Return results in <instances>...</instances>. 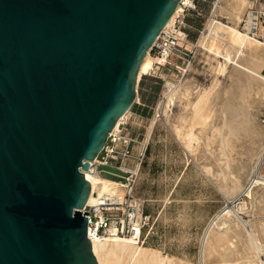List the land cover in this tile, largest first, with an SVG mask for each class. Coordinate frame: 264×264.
Wrapping results in <instances>:
<instances>
[{
	"label": "water",
	"instance_id": "95a60500",
	"mask_svg": "<svg viewBox=\"0 0 264 264\" xmlns=\"http://www.w3.org/2000/svg\"><path fill=\"white\" fill-rule=\"evenodd\" d=\"M181 0H0V264H99L84 171Z\"/></svg>",
	"mask_w": 264,
	"mask_h": 264
},
{
	"label": "rangeland",
	"instance_id": "374dc122",
	"mask_svg": "<svg viewBox=\"0 0 264 264\" xmlns=\"http://www.w3.org/2000/svg\"><path fill=\"white\" fill-rule=\"evenodd\" d=\"M221 1L196 0L197 6L202 10V15H197L185 7V22L193 26L189 31V43L185 44L188 50L187 56L173 55L162 63L158 60V53L153 50L150 51L151 58H154V64L152 63L151 71L148 74H142L138 81V99L136 98L130 109L127 126L136 139L148 142V149L138 179L137 193L146 201V212L152 216L153 223L151 228H149V234L141 245L158 250L164 256L168 254V256H174L190 264L199 263L200 242L204 231L215 214L226 205L225 193L218 187L215 177L212 174L213 177L207 175L206 171L203 170L204 168L201 167L202 164H200L211 162L210 165L215 169H219L216 161L218 144L220 145L221 141L220 133L217 134V129H222V133L226 134L230 128L234 127L236 129L239 126V132L243 128L240 132V136L243 135L240 138L241 141H235V145L239 146H236L233 152V158L236 163L235 168L237 169L239 166L238 161L239 163L245 161L246 155L244 154L248 150L247 147H250L248 144L252 140H249L252 137L251 133L256 135L255 133L258 132L257 130H259L260 126H264V96L261 100L259 96V98L256 95L252 96L255 88L257 87L256 89H258L264 84V69L261 68H264V0H248L245 5H238V8H234L237 5L233 4L235 0H224V3ZM229 2L233 5L229 4ZM214 7L218 9L215 13H213ZM240 7L242 8L240 9ZM250 7H252V13H249ZM220 11L225 13H220ZM232 13L239 16L237 17ZM201 30L202 32L200 33ZM238 61H240V64H238L244 66V68L246 67V69L240 66V69L242 68L240 74L234 75L233 71ZM258 61L259 63L261 62L260 65L262 66L259 65ZM253 65H256L255 68ZM247 68L248 73L246 72ZM249 73L253 74V77L252 75L248 76ZM258 75H260V80ZM251 77L253 79L258 78V84L256 80H254L256 82L252 81ZM236 79H238L237 82H235ZM247 79H252V82ZM261 81L262 83H260ZM249 82L252 84H249ZM167 83H171L175 88H180V94L190 92L196 95L197 90H210L212 88L210 105H213L210 107L211 109L213 108V114L215 115L212 117V122L208 127L211 129H209V133L216 131L215 135H218L217 137L213 136L217 138V141L215 142L213 138L212 148L210 147L205 151L203 149L204 145L196 143V147H194L196 150L191 152L185 150L182 142L177 137L178 135L173 131V124L178 121L182 114L190 113L189 107L177 99L170 106L171 110L169 108L167 116L161 111V102L165 99L164 91ZM247 83L249 85L245 86ZM254 84L256 85L255 88ZM241 87H244L242 88L243 91L239 90ZM233 90L236 91L234 92ZM244 93L246 95L249 93V96H252L251 100H249L252 104L251 110L249 108V112L252 113L250 114L251 119L249 122L253 120V123L250 122L249 124L247 122L246 126L244 125V120L248 114H246L247 110H244L243 106H246L245 100L242 99L246 96ZM237 97L239 99L240 97L242 98L239 100ZM233 98L236 102H234ZM256 100L260 101V103ZM254 103L257 105L255 106ZM233 104H235V107ZM235 108L236 110H234ZM233 111L236 113L234 114ZM224 117L226 118L225 121ZM151 125L153 127L151 132H149ZM248 125L252 129L249 130ZM256 126L258 127L256 128ZM248 130L252 131L249 132ZM196 131V133H200L199 129H196ZM246 134L251 137L249 136L248 138ZM258 139H255V141L259 142ZM214 144L216 146L213 147ZM197 146L199 149H197ZM198 151L202 152L199 153ZM212 156L214 157L212 158ZM215 157L216 159H214ZM207 159L214 161L209 162L208 160L206 162ZM262 171H264V165ZM237 197H235L233 202L234 207L237 208V205L243 201L248 203L243 210L239 211V216L245 221H257L258 224L260 222L264 224V210L257 209L258 213H256L257 210L254 211L255 208L250 202V197L243 194ZM229 214L233 216L231 211L223 213L222 217H224L226 223L220 225L221 227L235 224L233 221L235 216L228 221V218L232 217ZM261 224L260 228L262 227ZM262 233L261 236L264 235V225ZM233 239L236 240L233 237L230 243ZM239 242H241L238 243L240 257H238L239 254H236V257L239 258V261L241 260L240 262H246L249 250H247L246 243L244 245L243 239ZM245 252L246 254H244ZM260 258L264 261V253L260 255Z\"/></svg>",
	"mask_w": 264,
	"mask_h": 264
},
{
	"label": "bare ground",
	"instance_id": "6f19581e",
	"mask_svg": "<svg viewBox=\"0 0 264 264\" xmlns=\"http://www.w3.org/2000/svg\"><path fill=\"white\" fill-rule=\"evenodd\" d=\"M181 1H183L184 4H189V5L192 4L191 1H189V0H181ZM222 1L224 3V0H222ZM247 2H248V0H235V3H233V4H235V5L237 4V5L234 6V8L237 7L238 5H242V4L245 5V3H247ZM230 3L231 2H229V4ZM226 5H228V4L226 3ZM244 5H243V7H244ZM229 6L231 7V5H229ZM234 8H232V9H234ZM241 8L242 7H240V9ZM216 10H218V9L215 8L213 10V13H215ZM182 11H183V5L180 4V5H178L176 11L172 15V17H171L170 21L168 22L166 28H168L172 25L176 16L178 14H180ZM232 11H234V10H232ZM221 12L225 13L224 11H220V13ZM232 14H235V13H232ZM235 15L237 16V14H235ZM231 18H233V17H231ZM236 19H238V18H236ZM235 39H236V35H235ZM238 40H239V38H238ZM153 59L151 58L150 51H149L146 54L141 66H140L138 81H139L142 74L143 75L148 74L151 71L153 64H154ZM158 60L162 63L165 62V59H158ZM239 62L240 61H238L236 63L237 66L235 65V68L233 71L234 75L240 74V72H241L242 68L240 69V66H242V65H239L240 64ZM241 62H242V60H241ZM254 62L256 63V60ZM258 63H259V61H258ZM260 63H259V65H260ZM148 64H150V65L147 66ZM238 65H239V67H238ZM249 65H252V64H249ZM253 66L255 68L256 65H253ZM260 66H262V65H260ZM242 67L244 68V66H242ZM248 68L246 71L247 73H248ZM261 68L264 69L263 67H261ZM244 69H246V67ZM252 69H253V67H252ZM254 72H256V71H254ZM244 73H245V70H244ZM251 73H253V72H251ZM251 73H249L248 76L252 75V77H253V74H251ZM257 74H260V73H257ZM245 75H246V73H245ZM260 75H262V74H260ZM260 75H258V77ZM255 77H257V76H255ZM239 80H240V78H239ZM254 80L257 81L258 78L257 79L255 78L252 81H254ZM259 80H260V77H259ZM237 81H238V79H236L235 82H237ZM256 81H254V82H256ZM260 83H262V81ZM260 83H259V85H260ZM249 84H252V83L249 82ZM249 84L247 83L246 85L245 84H241V85L247 86ZM255 84H254V88L256 86ZM257 84H258V81H257ZM241 85H238V86H241ZM244 87H241L239 90L243 91L242 88H244ZM256 88H255V92H254V94H252V96L253 97L255 95L257 97L259 96L261 98H259V97L258 98L261 100L262 97L264 96V84L262 85V87L260 86L258 89H256ZM228 89H230V88H228ZM249 90H250V88H249ZM180 91H181L180 88H178V87L175 88L171 83L166 84V89L164 91L165 99L163 100V102H161V109H162L161 111H163V113L167 116L170 106L177 99H179V101H181L185 106L189 107L190 113L182 114V116L179 117L178 121L173 124V127H174L173 131L178 135L177 137L180 139L179 141L182 142V144H183V146L187 152H191L193 150H196V148L194 149V147H196L195 146L196 143L198 145L199 144L204 145L203 149H205V151H206V149H208L210 147L212 148V144L214 143V142L212 143L213 138H214L213 136L216 133V131H213L214 129L212 130L213 133L212 132L209 133V131L211 129L208 127L210 125V123L212 122L211 121L213 119L212 117L215 115V114H213L214 113L212 110L213 108L211 109V107H210L211 105H213V104L210 105V100L212 99L211 98L212 97V88L210 90H206V89H203L200 91L197 90L196 95L194 94L195 96L190 92H184V93L180 94ZM233 91L235 92L236 90H233ZM245 92H247V91L245 90ZM240 93H243V92H240ZM252 93H253V91H252ZM244 95H246V94L244 93ZM246 96H248V97L245 98ZM246 96L244 98H242L243 96L240 97V99L242 98L245 100V102L242 101L246 104V106L243 105L245 108L244 110H247L246 114L249 115V117H248V115L245 116L244 125L247 122L249 124H250V122L253 123V120H251L249 122V120L251 119L250 114H252L249 112V108L251 110V107H252V104L249 102V100H251L252 96L251 95L249 96V93H247ZM234 98H233V100H234ZM256 101L260 103V101H258V100H256ZM234 102H236V101L234 100ZM254 104H255V106L257 105L256 103H254ZM233 105L235 107V104H233ZM236 108L234 110H236ZM224 109H225V107H224ZM170 110H171V108H170ZM216 110H218V109H216ZM129 112H130V110H128V112L125 113L122 116V118H120V120L117 122L113 131H115L118 128L119 123L125 117H127L129 115ZM238 112H240V110H238ZM231 113H232V111H231ZM235 113L236 112H234V114ZM244 115H245V113H244ZM166 116H164V117H166ZM241 118H242V116H241ZM225 119L226 118L224 117V121H225ZM235 121H236V119H235ZM224 123H226V122H224ZM220 124H221V122H220ZM251 125L253 126V124H251ZM211 126H212V124H211ZM241 126H242V124H241ZM254 126H255V124H254ZM238 127L236 129H234V127L228 129L229 132L226 134L222 133V129H217V134L220 133V141H221V144L220 145L218 144L219 147L217 146L218 147V150H217L218 155H217L216 163H217L219 169L218 168L215 169L212 165H210V163H211L210 161H214L212 159L211 160L207 159V161L205 160L206 162H208V160H209L210 163H205V164L200 163V164H202L201 167L204 168L203 170L206 171L205 173H207V175L212 174L215 177V181H216L218 187L222 190L223 193H225L226 205H224L225 207L221 211H219L217 214H215V216L210 220V223L207 225V227L204 231L203 237H202L201 242H200L199 263L198 264H264V261L261 260V258H260V255L262 253H264V241H263L264 235L261 236V233L263 232V225L264 224H261V222L258 224L257 221H256L257 223L254 221H245L242 219V217L239 216V213H240L239 211L243 210L246 207V205L248 204L245 201L240 202L237 205V208L234 207V205H233L235 197H237V196L240 197L243 194V195H247L248 197H250V199H251L250 202H252V206H253V208H255L254 211H256L257 209L258 210H264V171H262V168L264 165V126L263 125L260 126L259 130H257L258 132H256V133L254 132L256 135H253L252 133H251L252 137L249 135L251 137L249 140H251V139L252 140L250 141V144L245 142L248 145H250V147L248 145H247L248 147L245 146L248 148V150L245 151V154H244V155H246L245 161H242L241 159H239L240 158L239 157L238 159L242 162L239 163V161L236 160V161H238V164H239L238 168L236 169L235 168L236 163L234 161L235 159L233 158L234 157L233 152L237 146V145H235V141L236 140L241 141L240 138H241V136H243V135L240 136V132L242 131L243 128L239 132ZM249 127H251V126L248 125V128ZM257 127L258 126H256V128ZM212 128H214V127H212ZM215 128H216V126H215ZM226 128H225V130H226ZM196 129H199V131H200L199 134L196 133L197 132ZM247 129H246V132H247ZM250 129H252V128H249V130ZM218 130H219V132H218ZM253 130H255V128H253ZM251 131H249V132H251ZM242 134H243V132H242ZM217 136L218 135H215V137H217ZM249 136H248V138H249ZM260 136H261V138H260ZM256 137H258L259 139ZM214 139L216 142L217 138H214ZM255 139H258L259 142L256 140L257 141V143H256ZM201 142H202V144H201ZM214 146H216V145L214 144L213 147ZM197 149H199L198 146H197ZM201 149H202V147H201ZM188 150H190V151H188ZM214 150H215V148H214ZM212 151H210V152H212ZM201 152H199V153H201ZM207 156H209V155H207ZM213 157L214 156H212V158ZM214 159H216V157ZM213 163H215V162H213ZM212 167H213V169H212ZM212 175H211V177H213ZM86 176L92 185V192H91L89 200H88V203H91L94 200V194L96 192L102 193V192L108 191L109 186H110V182L106 178H103V177L98 176V175L90 174L89 172L86 173ZM258 210L256 211V213H258ZM227 211H231L233 213V216H235L234 217L235 219L233 220L235 224H233V225L231 224L230 226L227 225V226L221 227L220 225L226 223V220L224 219V217H222V215L224 212H227ZM252 212H253V210H252ZM230 216H232V215H230ZM233 216L228 218V221L231 218H233ZM260 224L262 225V227H261L262 229L260 228ZM261 230H262V232H261ZM233 237H235L236 240L233 239V241L230 243V241L232 240ZM240 238L243 239L244 245L246 243V247L248 248L247 250H249V253L251 254L250 255L247 251V253H248L247 255H249V256L247 257L248 259L246 262H240L241 260L239 261V258H238V257H240V253L238 252V243H241V242H239L241 240ZM92 244H93L94 253L98 259L99 264H190L189 262L182 261L181 259H178L174 256H168V254H166L167 256H164L158 250L148 248L144 245H141V243H137V242H135L129 238H123L120 236H108L105 239H99V238L93 239ZM239 246H240V244H239ZM244 249L246 250V248H244ZM236 254H239V256L236 257ZM244 254H246V252ZM246 256H244V257H246ZM235 262H238V263H235Z\"/></svg>",
	"mask_w": 264,
	"mask_h": 264
},
{
	"label": "built area",
	"instance_id": "2783aa9c",
	"mask_svg": "<svg viewBox=\"0 0 264 264\" xmlns=\"http://www.w3.org/2000/svg\"><path fill=\"white\" fill-rule=\"evenodd\" d=\"M189 1L191 5L180 1L183 11L176 16L170 27L161 32L150 50L157 52L159 59L188 55L185 46L189 43V31L193 26L185 22V7L202 15L196 0ZM251 8L249 13L253 12ZM128 120L129 115L110 133L104 148L96 159L90 161L89 169L84 171L85 176L89 172L110 182L108 191L96 192L93 202L87 203L81 210L83 213L89 212L87 232L91 241L120 236L143 243L153 223L152 216L146 212V201L137 193L148 142L140 141L131 134L127 127Z\"/></svg>",
	"mask_w": 264,
	"mask_h": 264
},
{
	"label": "crops",
	"instance_id": "0c3cea01",
	"mask_svg": "<svg viewBox=\"0 0 264 264\" xmlns=\"http://www.w3.org/2000/svg\"><path fill=\"white\" fill-rule=\"evenodd\" d=\"M130 113V112H129ZM152 126V125H151ZM153 127V126H152ZM152 127H150L151 129L149 130V132H151V130H152Z\"/></svg>",
	"mask_w": 264,
	"mask_h": 264
}]
</instances>
